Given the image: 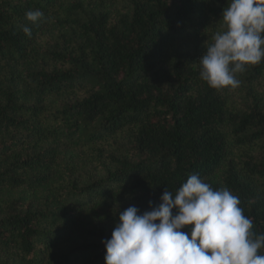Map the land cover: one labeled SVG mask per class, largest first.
I'll use <instances>...</instances> for the list:
<instances>
[{"label":"trees","instance_id":"trees-1","mask_svg":"<svg viewBox=\"0 0 264 264\" xmlns=\"http://www.w3.org/2000/svg\"><path fill=\"white\" fill-rule=\"evenodd\" d=\"M227 4L0 0V264H105L118 212L192 174L264 234V62L200 78Z\"/></svg>","mask_w":264,"mask_h":264},{"label":"clouds","instance_id":"clouds-1","mask_svg":"<svg viewBox=\"0 0 264 264\" xmlns=\"http://www.w3.org/2000/svg\"><path fill=\"white\" fill-rule=\"evenodd\" d=\"M43 17L39 9L25 13L32 24ZM219 22L198 61L200 78L213 89H235L238 73L264 62V0H228ZM21 29L31 36L29 26ZM118 216L102 241L105 264H264V234L253 231L239 197L196 174L175 194L166 188L150 210L129 206Z\"/></svg>","mask_w":264,"mask_h":264}]
</instances>
